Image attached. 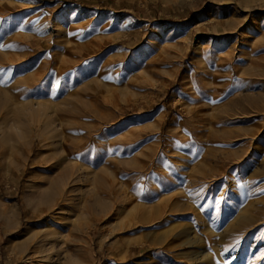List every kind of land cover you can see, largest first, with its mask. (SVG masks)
<instances>
[{"label":"rangeland","instance_id":"rangeland-1","mask_svg":"<svg viewBox=\"0 0 264 264\" xmlns=\"http://www.w3.org/2000/svg\"><path fill=\"white\" fill-rule=\"evenodd\" d=\"M0 54V264H264V0H0Z\"/></svg>","mask_w":264,"mask_h":264},{"label":"bare ground","instance_id":"bare-ground-1","mask_svg":"<svg viewBox=\"0 0 264 264\" xmlns=\"http://www.w3.org/2000/svg\"><path fill=\"white\" fill-rule=\"evenodd\" d=\"M12 60L11 59H9V58H7V55H4V54H0V65H3V67H6V65H8V64H10V62H11ZM12 65V64H11ZM10 66V65H9ZM49 66V65H48ZM53 68V67H52ZM48 70V69H47ZM13 71V70H12ZM50 71V70H49ZM16 72V71H15ZM45 74V73H44ZM51 75V74H50ZM7 77V78H6ZM6 77H4L3 79H2V82H1V85H2V87H4V88H1L0 90L2 91H9L10 93H11V95H12V97L13 98H15L16 99V80H14V83H9V85L7 84V80H8V76H6ZM47 77V76H46ZM45 78V77H44ZM41 78H39V80H40ZM37 80H38V78H37ZM39 82V81H38ZM33 83V82H32ZM30 84V83H29ZM37 85H38V83H37ZM33 89H34V87H33ZM32 89V90H33ZM11 97V98H12ZM2 114V113H1ZM0 114V115H1ZM54 118H56V117H54ZM43 121V120H42ZM58 121V120H57ZM59 122V121H58ZM32 123V122H31ZM44 130L46 131V132H48L49 130H52V129H54V126H53V124L52 123H54V119L52 118V117H48L46 120H44ZM39 126V125H38ZM56 127V126H55ZM65 127H66V125H64V126H61L60 127V130L62 131V133L66 130L65 129ZM35 128H37V127H35ZM36 130V129H35ZM32 135V134H31ZM58 139V138H57ZM83 138H81L80 137V139L79 140H74V143H72V146H73V151H72V153H73V158L77 161H74V162H71V163H69V164H67V165H62L61 167H60V172H61V175H62V181L64 182V186L67 184V178H70V179H74L73 177H78L84 170H82V168H81V164L79 163V157H78V155L80 154V152H82V150H84L85 148H86V146H88V145H84V144H82L83 143V140H82ZM59 140H60V137H59ZM33 142V141H32ZM54 143V142H53ZM59 153L57 152V154H58V156H59V158H57V160L59 159L60 160V158H62V157H66V158H68V156H69V150L67 149V145H68V141L67 140H65V139H63V140H61L60 142H59ZM90 145V144H89ZM51 151V150H50ZM62 155H64V156H62ZM52 161V160H51ZM84 161V160H83ZM44 162V161H43ZM46 162V161H45ZM53 162V161H52ZM52 164V163H51ZM62 164H64V163H62ZM54 165V164H53ZM48 166H46V168H47ZM49 167H50V165H49ZM48 167V168H49ZM55 168V167H54ZM57 171V170H56ZM86 172L87 171H89V170H85ZM88 173V172H87ZM117 173V172H116ZM81 179V178H80ZM45 181V180H44ZM62 182V183H63ZM72 182V181H71ZM45 183V182H44ZM126 183V182H125ZM72 186H74V184L73 185H71L70 187H72ZM63 187V186H62ZM66 188V187H65ZM66 190H67V188H66ZM69 191V190H68ZM64 192H65V189H64ZM67 192V191H66ZM109 193H111V191H109ZM60 194H61V192H60ZM94 195V194H93ZM114 195V194H113ZM97 196V195H96ZM96 196H94V198H93V200L95 201V199L97 200V197ZM112 196V195H111ZM60 197H62V196H60ZM113 198V197H112ZM103 199V198H102ZM61 200V199H60ZM56 201V200H55ZM50 205V204H49ZM48 205V206H49ZM57 205V204H56ZM55 208V207H54ZM40 209V208H39ZM38 211H40V210H38ZM35 212H37V211H35ZM258 216V215H257ZM49 219V218H48ZM254 221V219L253 218H247V219H241L235 226H234V230H237V231H239V230H242L243 228H245L246 226H249V225H251L252 224V222ZM198 236L200 237V238H204V236L202 237L201 236V234H198ZM197 237V236H196ZM199 238V239H200ZM195 242L196 243H199V241L198 240H196L195 239ZM44 255V254H43ZM42 256V255H41ZM46 257V256H45ZM47 258V257H46ZM45 258V259H46ZM41 259V258H40ZM44 259V258H43Z\"/></svg>","mask_w":264,"mask_h":264}]
</instances>
